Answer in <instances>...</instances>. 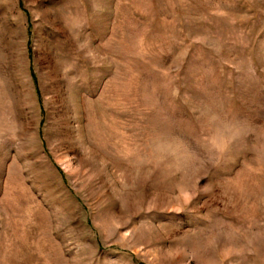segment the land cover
Segmentation results:
<instances>
[{
	"label": "rangeland",
	"instance_id": "obj_1",
	"mask_svg": "<svg viewBox=\"0 0 264 264\" xmlns=\"http://www.w3.org/2000/svg\"><path fill=\"white\" fill-rule=\"evenodd\" d=\"M0 264H264V0H0Z\"/></svg>",
	"mask_w": 264,
	"mask_h": 264
}]
</instances>
